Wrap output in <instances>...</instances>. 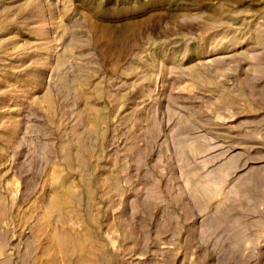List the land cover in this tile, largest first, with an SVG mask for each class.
I'll use <instances>...</instances> for the list:
<instances>
[{
    "label": "rangeland",
    "instance_id": "obj_1",
    "mask_svg": "<svg viewBox=\"0 0 264 264\" xmlns=\"http://www.w3.org/2000/svg\"><path fill=\"white\" fill-rule=\"evenodd\" d=\"M0 264H264V0H0Z\"/></svg>",
    "mask_w": 264,
    "mask_h": 264
}]
</instances>
